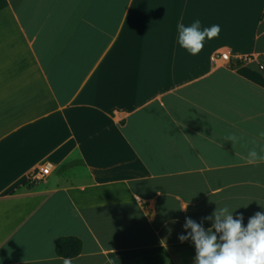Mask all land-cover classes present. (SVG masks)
I'll return each mask as SVG.
<instances>
[{"label":"crops","instance_id":"crops-1","mask_svg":"<svg viewBox=\"0 0 264 264\" xmlns=\"http://www.w3.org/2000/svg\"><path fill=\"white\" fill-rule=\"evenodd\" d=\"M196 19L221 33L193 57ZM261 131L264 0H0V264L68 237L73 264H194L186 218L264 213V162L226 140Z\"/></svg>","mask_w":264,"mask_h":264},{"label":"clouds","instance_id":"clouds-1","mask_svg":"<svg viewBox=\"0 0 264 264\" xmlns=\"http://www.w3.org/2000/svg\"><path fill=\"white\" fill-rule=\"evenodd\" d=\"M176 28L179 47L193 57L203 51L206 42L218 38L221 33L219 24L202 27L199 19L189 26L180 22ZM259 135L264 137V131ZM226 140L231 141L232 145L239 143L241 148L247 150L249 163L264 162V148L259 152L255 147L249 148L235 134L227 135ZM232 213L228 207L216 208L211 216L204 218L212 221L207 230L202 223L186 218L183 227L190 231L178 239L181 243L190 239L194 244V264H264V213H255L246 227L243 216L234 219ZM63 264H73L72 258L64 257Z\"/></svg>","mask_w":264,"mask_h":264},{"label":"trees","instance_id":"trees-1","mask_svg":"<svg viewBox=\"0 0 264 264\" xmlns=\"http://www.w3.org/2000/svg\"><path fill=\"white\" fill-rule=\"evenodd\" d=\"M80 242L75 238H58L54 241L53 251L56 257H74L80 252Z\"/></svg>","mask_w":264,"mask_h":264},{"label":"built area","instance_id":"built-area-1","mask_svg":"<svg viewBox=\"0 0 264 264\" xmlns=\"http://www.w3.org/2000/svg\"><path fill=\"white\" fill-rule=\"evenodd\" d=\"M229 58V52L227 50L224 51H219L215 55L211 57V60L213 61H227ZM50 169V164L47 162H43L39 167L31 171L27 177H26V182L28 184H33L37 181L42 180L49 172Z\"/></svg>","mask_w":264,"mask_h":264}]
</instances>
